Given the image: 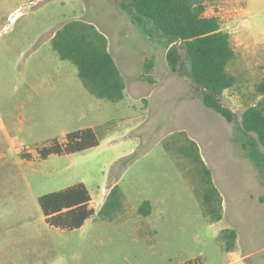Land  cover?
I'll list each match as a JSON object with an SVG mask.
<instances>
[{"label":"rangeland","instance_id":"374dc122","mask_svg":"<svg viewBox=\"0 0 264 264\" xmlns=\"http://www.w3.org/2000/svg\"><path fill=\"white\" fill-rule=\"evenodd\" d=\"M129 2L0 0V264H264V148L240 126L260 100L264 0L206 2L236 54L227 68L235 85L220 97L233 122L204 105L184 70H171L168 42L143 29ZM74 20L107 37L125 79L122 101L97 98L53 49L55 32ZM86 128L97 147L38 157ZM190 140L222 195L218 222L205 209L200 166L183 152H194ZM113 183L123 207L107 221L99 212ZM79 184L95 214L80 229L51 228L38 198ZM144 202L152 213L138 216ZM228 230L237 233L231 250Z\"/></svg>","mask_w":264,"mask_h":264},{"label":"trees","instance_id":"16d2710c","mask_svg":"<svg viewBox=\"0 0 264 264\" xmlns=\"http://www.w3.org/2000/svg\"><path fill=\"white\" fill-rule=\"evenodd\" d=\"M208 0H130L127 11L138 17L144 30L157 34L167 41L168 65L173 72L184 70L202 90L203 103L219 113L227 121L233 122L235 114L225 107L220 97L234 87L236 79L227 70L236 54L231 45V34L222 29L220 19L207 16ZM53 49L62 60L71 61L78 68L84 85L99 99L119 102L125 98V79L113 55L109 51L107 37L93 24L74 20L59 28L52 40ZM152 64L146 65L150 74ZM148 78V77H147ZM150 81L151 78H148ZM260 100L249 106L241 115V131L255 138L264 148V79L256 86ZM193 151L184 150L186 156L193 157L203 174V202L207 214L213 222L223 219V198L216 187L212 171L200 155L196 142ZM99 145V139L92 128L70 132L62 141L54 140L50 145L37 149L40 159L51 155H70L90 150ZM195 154V155H194ZM24 158L30 159V154ZM46 223L54 229H80L93 217L95 209L87 188L76 185L61 191L48 193L38 198ZM123 202L119 186H115L105 200L99 215L110 220L122 210ZM140 214H151L149 202H144ZM228 249L237 240L234 230L226 232ZM187 264H201L190 261Z\"/></svg>","mask_w":264,"mask_h":264},{"label":"crops","instance_id":"0c3cea01","mask_svg":"<svg viewBox=\"0 0 264 264\" xmlns=\"http://www.w3.org/2000/svg\"><path fill=\"white\" fill-rule=\"evenodd\" d=\"M126 90V89H125ZM65 136V135H64ZM213 175V174H212ZM213 180H214V176H213ZM118 184L117 183H113V184H111V186H110V189H109V192H110V190L111 189H113L115 186H117ZM108 192V193H109ZM141 206V205H140ZM140 206L138 207V209H137V215L139 216V214H140V212H139V209H140ZM151 213H152V210H151ZM140 215H142V214H140ZM144 216V215H143ZM107 221H110V220H107ZM232 255L233 256H235L236 255V253H232Z\"/></svg>","mask_w":264,"mask_h":264}]
</instances>
